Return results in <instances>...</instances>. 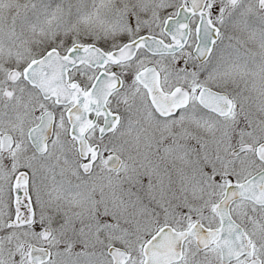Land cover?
Returning <instances> with one entry per match:
<instances>
[{"label": "snow or ice", "instance_id": "6c2138e0", "mask_svg": "<svg viewBox=\"0 0 264 264\" xmlns=\"http://www.w3.org/2000/svg\"><path fill=\"white\" fill-rule=\"evenodd\" d=\"M0 264H264V0H0Z\"/></svg>", "mask_w": 264, "mask_h": 264}]
</instances>
